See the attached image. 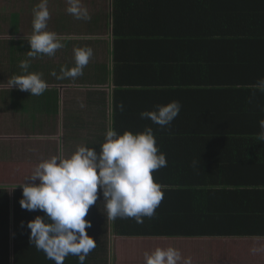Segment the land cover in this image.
Returning a JSON list of instances; mask_svg holds the SVG:
<instances>
[{"label":"crops","instance_id":"1","mask_svg":"<svg viewBox=\"0 0 264 264\" xmlns=\"http://www.w3.org/2000/svg\"><path fill=\"white\" fill-rule=\"evenodd\" d=\"M39 3L40 0H0V223H12L10 237L14 233L13 223H19L20 244H15V251H23V257L28 261L26 264H36L35 261L38 264H55L46 258L43 251H37L35 245L30 244L27 223L44 213L21 208L22 188L19 185L32 182L29 177L42 160L52 156L66 158L79 146L99 151L106 131L113 127L118 130L132 127L133 120L148 110V99L155 101L150 108L178 101L181 105L179 113L185 112V100H191L192 95L185 87L182 96L175 93L169 69L184 61L186 47L189 53L190 44L164 42L153 45L148 49L154 52L152 57L159 53L154 67L148 75L141 74L135 82L116 80L114 49L117 41L115 32L124 26L129 30L135 29L132 35L136 37L146 33L162 36L161 32L167 34L172 27L168 20L178 14L190 13L191 8L184 5L176 7L169 0H81L90 19H77L67 11V0H48L50 17L46 31L55 33L63 47L52 56L41 53L29 56L31 49L27 39L33 33L32 10ZM78 48H91L93 51L83 74L75 78H59L63 75L62 68L76 67L74 50ZM254 49L247 58L234 52L225 58L216 56L224 62L212 61L210 65L218 72L222 68L232 69L235 65L248 67L234 70L240 76H248L247 90L229 89V101L226 102V97L224 99L225 115L230 116L232 122L246 111L264 114V92L255 87L258 80L264 78V46H254ZM140 54L142 57L148 55L147 50ZM21 61H28L29 73L41 74L47 83L43 94L30 95L16 86L10 87L14 77L24 74L19 67ZM203 68L207 79L209 66L206 59ZM146 81H150L148 93H140L142 88L138 85ZM189 83L190 77L186 80L187 87H190ZM120 105H123V110ZM235 127L232 130L236 135L245 131V124L240 130ZM258 127L253 124L251 132L259 130ZM219 140L220 143L224 139ZM225 141L234 146L230 140ZM209 143L156 140V146L165 154L168 166L156 170L161 171L156 176L163 191L159 211L164 215L146 217L148 221L145 223L144 219L137 223L135 218H127L125 223L117 225L108 218L100 193L85 217L91 222L86 231L96 241V247L87 255L84 264H145V252L150 254L157 247L177 249L182 257L178 264H184V258L189 257L191 264H264V235L257 232L264 223L257 220L255 214L250 218L259 223H235L228 219L218 222L204 220L201 223V207L207 210L214 209V206L221 208L225 201L236 200L232 196L227 199L223 193L227 190L222 188L215 192L213 200L211 196L206 198L203 187L204 203L196 195L192 196V192L185 191L190 187H185L184 181L195 174L206 176L200 169H205L201 164H206L202 158L207 157ZM248 154L250 159L244 161ZM260 159H264V139L247 143L237 152L234 150L231 157L234 180L256 181L259 175L254 172L253 161ZM187 165V170H177L178 166ZM200 187L196 183L195 189ZM192 200H195L194 206ZM242 204L240 200L236 203L237 207ZM170 213L173 215L169 216ZM193 219L197 223H193ZM249 230L251 234L247 233ZM63 264L80 262L77 256L68 255Z\"/></svg>","mask_w":264,"mask_h":264},{"label":"trees","instance_id":"2","mask_svg":"<svg viewBox=\"0 0 264 264\" xmlns=\"http://www.w3.org/2000/svg\"><path fill=\"white\" fill-rule=\"evenodd\" d=\"M169 1L175 3L176 7L183 5L190 7L191 12L184 16L178 14L174 19L168 20L172 27L167 34L161 32L164 37L160 34L153 35L146 32H143L146 35L136 37L133 36L136 30H129L125 26L120 31H116L114 74L117 81L135 82L141 74L148 75L154 67L153 63L159 53L152 57L154 52L148 49L153 45L164 42L190 44L189 53L186 47L184 61L180 65L170 68L169 75L175 93H181L180 96H182L185 87L186 91H190L192 98L185 100V112L179 113L171 125L164 128L152 123L150 119L137 117L133 120L132 127L126 130H118L116 127L113 129L122 134L124 131L142 132L146 127H151L155 140L175 139L211 142L206 147L208 151L206 159L202 158L206 164H201V166L205 169H200L206 176L195 174L192 178L184 181L185 187L191 188H187L185 191L192 192V196L196 195V198L204 203L203 187L206 190V198L212 197L213 200L216 197L215 192L222 188L227 190L223 192L227 195V199L232 196L236 202L230 199L225 201L221 208L214 206V209L208 210L201 207L199 221L201 223L204 220L218 222L222 219H228L235 221V223H259V221L264 223V159L253 161L254 172L259 175L256 181L234 180V165L231 161L234 150L237 152L241 146L247 143L263 140L260 136V127H258L259 130L252 132L251 129L253 124L259 125V121L264 119V114L255 115L253 111H246L248 113L244 112L245 114H241L233 122L230 116L225 115L227 111L224 99L226 97V102L229 101L228 90H247L248 76H240L234 70L248 67H243L244 64L235 65L232 69L222 68L223 71L218 72L216 67L210 66L212 61L224 62L215 58L216 56L225 58L234 52L239 57L246 56L247 58L249 53L255 50L254 46H264V0ZM143 50H147V56L142 57L140 53ZM205 59L209 66L206 69L208 71L207 79L205 68H203ZM183 77L184 82H182ZM189 77L191 83H189L190 87H187L186 80ZM149 83L150 81H146L138 85L139 88H142L140 93H148ZM154 103L155 101L148 99L149 108L147 111L155 109L150 108ZM243 124H245V131L240 132L241 137L240 134L236 135L232 128L237 126L235 128L240 130L243 128ZM222 138L224 139L223 142L219 143L221 141L219 139ZM225 139L230 140L235 147L227 144ZM235 141L238 142L235 143ZM250 157L249 154L246 155L244 161ZM243 164L246 166V163ZM196 165L199 166L200 164L197 163ZM244 166L241 165V167ZM188 168V165L178 166L177 170H187ZM160 172H153L154 181L159 184L161 183L156 175ZM196 183L201 185V189H195ZM239 200L243 201V204L237 207L236 203ZM194 205L195 200H192V206ZM159 206L153 216L160 215ZM252 214H255L259 221H253L250 218ZM161 215L164 214L161 213ZM172 215L173 213L169 214V216ZM126 219L117 217L113 221L118 225L125 223ZM143 219L144 223L148 221L146 217ZM193 223H197V220L193 219ZM11 224L0 223V264H26L28 261L24 259L23 251H15V244H20L18 242L19 223H13L12 229L15 234L13 233L10 237ZM257 232L264 235V226ZM247 233L251 234V231L249 230ZM16 234L17 238L15 237ZM34 256L36 257L35 253ZM40 262L42 263L41 260ZM35 263L38 264V261Z\"/></svg>","mask_w":264,"mask_h":264},{"label":"clouds","instance_id":"3","mask_svg":"<svg viewBox=\"0 0 264 264\" xmlns=\"http://www.w3.org/2000/svg\"><path fill=\"white\" fill-rule=\"evenodd\" d=\"M67 3L71 15L90 19L81 0H67ZM32 11L33 33L27 39L31 49L29 56L37 53L52 56L63 44L55 33L46 31L50 17L48 0H40ZM92 55L91 48L75 49L76 67L62 68L63 75L59 78L82 75ZM19 67L24 74L14 77L10 87L16 86L30 95L43 94L47 83L41 74L29 73L28 61H21ZM255 87L264 92V78L259 79ZM120 107L123 110V105ZM180 109V103L172 101L157 105L152 111H143L140 116L164 128L171 125ZM259 126L264 139V119L259 121ZM166 166V156L156 146L151 127L142 132L124 131L122 134L110 129L99 151L79 146L66 158L52 156L42 160L29 177L32 182L19 185L22 188L21 208L44 213L27 223L30 244L55 264H63L68 255L77 256L80 264H84L87 255L96 247V241L86 231L91 222L85 217L100 193L108 218H135L137 223H142L143 217L155 214L163 199L161 185L154 181L153 172ZM144 258L145 264H178L182 259L173 247H157L150 254L145 252ZM184 264H191V258H184Z\"/></svg>","mask_w":264,"mask_h":264}]
</instances>
